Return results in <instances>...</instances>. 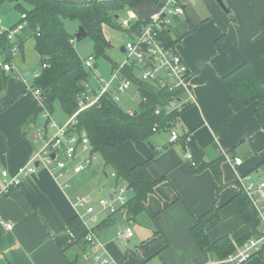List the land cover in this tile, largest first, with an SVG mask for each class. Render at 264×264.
Instances as JSON below:
<instances>
[{"label":"crops","instance_id":"crops-1","mask_svg":"<svg viewBox=\"0 0 264 264\" xmlns=\"http://www.w3.org/2000/svg\"><path fill=\"white\" fill-rule=\"evenodd\" d=\"M167 1L157 0L159 6L149 0L128 9L137 15L134 29H139L137 21L144 22ZM223 3L228 11L217 0H177V5L185 8L184 13L168 15L169 35L175 40L170 47L189 67L187 91L193 95L190 105L177 115L172 127L181 137L186 134L192 138L196 148L201 149V162L221 158L220 178L209 167L196 171L197 167L183 156L181 142L169 140L168 127L159 128L146 140L125 141L123 150L130 161L142 163L150 178L158 183L154 193L147 196L144 209L135 217L127 218L126 207L115 202L112 215L99 211L98 221L90 225L95 227L93 233L113 264H220L214 253L199 249L189 231L196 218L216 201L219 216L204 227L212 241L228 235L235 245L237 239L250 232L231 198L243 190L242 184L247 181L264 182V129L255 119L253 104L240 111L232 109L223 77L245 61L264 84V35L259 27L264 17V0H223ZM128 10L116 15L117 23ZM19 18L7 26L0 18L2 31L21 25L13 41L17 43L18 38L25 41L22 51L19 47L15 52L11 50V60L0 57V162L9 175L34 163L32 159L40 145L56 133L49 125L51 113L43 108L41 95L34 93L33 72L41 70L40 55L35 50L34 38L29 32L26 34L22 14ZM127 32L132 37L130 30ZM226 40L229 45L221 51L218 45H224ZM3 63H9L11 68L4 69ZM119 66L113 67L109 79ZM92 68L93 63L87 68L91 74ZM134 71L139 77L138 64ZM121 72L122 69L120 79L126 78ZM112 83L111 91L116 92L119 83L115 80ZM87 89L94 90L89 84ZM120 96L127 105L126 111L134 112L153 105L156 98L154 90L134 82ZM45 111L48 118L42 116ZM69 117L59 124L63 125ZM38 133L43 134V140L37 139ZM235 157L241 159L240 164L235 165ZM239 178L244 180L239 182ZM65 181L69 186L62 189L60 182ZM1 182L0 175V188ZM120 184L125 183L114 184V177L104 172L103 160L79 174L65 172L60 179L54 175L53 164H39L33 174L21 177L19 185L9 194L0 195V221L13 223L11 229H5L0 222V264H69L73 259L76 264H97L94 259L97 251L87 240L75 243L67 222L74 216L80 220L89 216L73 205L77 196L91 197L98 208L97 200L116 193L114 187ZM99 188L104 190L100 195L96 192ZM127 193L130 196L129 190ZM257 206L263 207V211L264 199ZM258 217L261 231L259 214ZM126 222L134 233L127 239L122 233ZM242 264H264V246Z\"/></svg>","mask_w":264,"mask_h":264},{"label":"trees","instance_id":"trees-1","mask_svg":"<svg viewBox=\"0 0 264 264\" xmlns=\"http://www.w3.org/2000/svg\"><path fill=\"white\" fill-rule=\"evenodd\" d=\"M11 1H16V7L21 11V14H25L21 22L25 24L26 34L29 32L34 38L35 50L40 55V64H46V67L41 69L40 75L34 78V86L41 90L43 108L51 112L53 102L58 100L64 112L72 116L79 105L80 95L87 91L91 71L85 67L70 42L71 35L65 27L63 17L76 18L86 32L89 35L92 34L95 41V53L100 55L108 44L101 34L102 25L108 23L120 27L115 19L119 11L134 9L138 4L149 0H21L30 5L28 9L22 6L20 0ZM150 1L161 6L157 0ZM144 23L137 21L136 26L140 28ZM259 27L264 35V17ZM169 31L170 28H167L158 33L163 44L168 46L175 42L169 35ZM24 42L19 38L17 40L21 51ZM15 43L7 38V30L0 32V57H3L5 61L11 60V50ZM228 45L229 41L226 40L224 45H218V49L223 51ZM135 66L134 63L124 65L121 73L130 81L154 90L156 98L153 105L139 109L130 115L112 98L111 90H108L99 97L96 104L78 112L75 124L69 129L71 132L77 133L85 131L89 143L92 145V151L97 152L103 160L104 172L109 175L110 171L116 173L114 184L126 183L131 193L126 202L127 218L135 217L144 209L146 198L149 194L154 193L158 180L154 181L150 178L142 163L133 164L130 161L123 150L124 142L133 139L146 140L155 131L153 130L154 123H157L159 128H170L174 125V119L179 115L177 112H168V114L165 112L167 102L172 98V92L160 90L153 82L150 84L141 80L134 71ZM223 79L230 94L229 102L232 109L240 111L253 104L255 119L264 129V84L256 76L252 66L245 61L241 62ZM157 108L162 113L154 112ZM185 136L186 134L179 139L183 152ZM188 148L193 161L196 162V171L209 167L213 170L214 175L220 178L221 158H217L211 163L201 162L200 158L202 159L203 156L201 149L196 148L191 137L188 141ZM13 188L15 187H11L10 190ZM231 203L242 223L250 229L246 236L236 240L237 244L243 243L251 236L259 235L258 214L243 190L231 198ZM168 204L166 202L165 206ZM218 207L216 201L209 210L196 218L189 229L199 249L214 253L216 260L227 257L235 250V245L228 235L212 241L204 230L209 221L217 219L219 216ZM67 224L75 237V243L82 244L86 240L87 233V228L82 220L74 216L68 219ZM69 264H76V260H71Z\"/></svg>","mask_w":264,"mask_h":264},{"label":"built area","instance_id":"built-area-1","mask_svg":"<svg viewBox=\"0 0 264 264\" xmlns=\"http://www.w3.org/2000/svg\"><path fill=\"white\" fill-rule=\"evenodd\" d=\"M193 1V0H192ZM185 8L182 5H177V0H168L158 12L150 15V17L144 20V24L139 29H134L133 24L137 19L136 12L133 10H128L125 16L119 17L120 25L130 30L132 35V40L128 41L124 45V52H126L127 60L121 63L116 72L113 74L112 78L105 82L101 77H98L99 82L104 83L99 90H90L80 95L79 105L77 110L69 117V119L63 124L58 125L50 117L48 111L44 112L42 116L49 117V125L54 127L56 133L40 145L41 147L35 152L31 165L21 166L17 170L15 175H9L8 170L3 167L0 162V175L2 177L0 195H5L9 193L11 187H17L20 183L21 177L25 175L33 174L39 164L49 165L53 164L54 175L57 179L64 176L65 172H70L71 174H79L85 169L94 165L100 158L99 154L92 151V145L89 143V139L85 131L71 132L69 129L75 124L76 116L81 110L91 107L99 101V97L111 90L112 81H118L119 85L116 92H112V98L116 101L119 100V93L126 90L132 82L128 78L120 79L119 73L122 67L130 62L135 65L138 64L139 67V77L145 82H153L158 89L168 90L172 92V98L168 100L165 112H183V109L190 105L193 95L188 93L187 88V78L189 77L190 70L188 65L184 62L183 58L180 57L172 48L168 45H164L160 39L158 33L162 30L169 28L168 15L169 14H183ZM25 14H22V18ZM22 28L21 25L15 27L13 30H7V38L13 40L16 32ZM2 30H0L1 32ZM75 39H70L73 43ZM18 48V44L12 48L15 52ZM86 68H91L92 60L86 59L84 61ZM46 64L40 65L43 69ZM4 69H10L9 63H3ZM41 70H34L33 77H38ZM34 93L41 95V90L39 87L34 88ZM130 115L134 114L133 110H127ZM157 114L162 113L160 109H155ZM157 123L153 124V130H158ZM169 140L173 142L179 141L181 138L179 132L173 128H169ZM37 139L43 140V134L38 133ZM190 139L189 135L185 136V150L183 156H185L191 163L192 166H196V162L193 161L190 150L188 148V141ZM38 162V165L35 164ZM241 159L239 157L234 158L235 165L240 164ZM69 165V169L68 166ZM111 176L115 177L116 173L110 171ZM242 178H239L241 182ZM243 185V190L251 202L255 205L257 214H259L262 227L259 235L251 236L247 238L241 244H235V250L233 253L229 254L227 257L220 259L218 263L220 264H242L248 261L250 257L256 255L261 248L264 246V210L263 207H258V202L264 199V182L254 183L252 181H247ZM69 186L67 181L60 182V187L65 189ZM119 191L109 195L105 198H99L97 200L98 208H95V204L91 197L89 196H77L73 202V205L77 209H84L83 215L88 214L87 219H82L85 226L87 227L86 240L91 244L93 249L97 251L94 255V259L97 264H113V259L104 251L103 246L96 239L93 233V228L90 227L91 224H96L98 221L99 211H108L109 214L116 210L115 202L126 207V202L128 199V188L125 184H120L118 186ZM5 229H11L13 226L12 222L0 221ZM125 238L133 236V230L131 224L126 222L125 227L122 231ZM98 245V248H96Z\"/></svg>","mask_w":264,"mask_h":264},{"label":"rangeland","instance_id":"rangeland-1","mask_svg":"<svg viewBox=\"0 0 264 264\" xmlns=\"http://www.w3.org/2000/svg\"><path fill=\"white\" fill-rule=\"evenodd\" d=\"M20 2L22 6L26 9L30 7V5H28L26 2L21 0ZM20 14L21 11L16 7V1L2 0L0 2V18L3 19L4 25L7 26L14 23V21H16L20 17ZM63 22L65 24L68 33L71 35V38L74 39V34L78 30V27L80 26L78 20L76 18L71 19L68 17H63ZM101 34L103 38L108 41V44H106V46L103 48V50L101 51L102 54L100 55H97V53H95V49H94L95 41L92 38L91 33L90 35L87 33V35L81 38V40L75 39L73 44L77 54H79L82 61H85L86 59L92 60L93 70H92L91 78H89L88 84L90 85V88L91 89L94 88V90H99V88H101L102 85L104 84L102 82H99L98 77H101L105 82H107L111 76V71L114 69L113 67L117 65H121V63L124 62V60H127L128 55L126 54V52H123L120 49L121 46L125 45L128 40H132V37L129 36V33L125 28H123L122 26L118 27L108 23L102 25ZM30 42L33 41L30 40ZM119 98H120V101L118 102L119 105H121L123 108L126 107L127 105L125 104L124 100L121 99V96ZM50 113L52 115L53 121L56 122L57 124H59L61 119L63 120V118L68 117V115L61 108L58 100H55L53 102V109ZM98 163H102L101 158H99ZM114 188L115 191L117 192L119 191V188L117 186H115ZM101 191L104 192L102 188L96 190L98 194Z\"/></svg>","mask_w":264,"mask_h":264},{"label":"water","instance_id":"water-1","mask_svg":"<svg viewBox=\"0 0 264 264\" xmlns=\"http://www.w3.org/2000/svg\"><path fill=\"white\" fill-rule=\"evenodd\" d=\"M217 3L220 4V6L223 8L224 11H228V8L226 7V4H223L222 0H217ZM86 35H87V32L85 31L84 27H83L82 25H80V26L78 27V30L75 32L74 37H75V39H77V40H81V38L85 37ZM120 50L124 52V45L121 46V49H120ZM148 144L150 145V147H151L152 149H154V147L151 145L150 142H148ZM37 163H38V162H36L35 164L37 165ZM112 194H113V193H110V194H109V197H110V196L112 197Z\"/></svg>","mask_w":264,"mask_h":264}]
</instances>
